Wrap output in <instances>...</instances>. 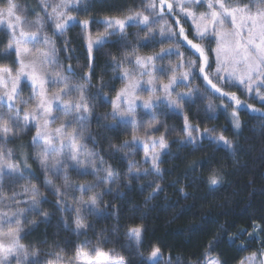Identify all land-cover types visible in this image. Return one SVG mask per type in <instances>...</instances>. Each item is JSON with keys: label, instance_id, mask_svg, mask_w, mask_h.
Masks as SVG:
<instances>
[{"label": "snow or ice", "instance_id": "1", "mask_svg": "<svg viewBox=\"0 0 264 264\" xmlns=\"http://www.w3.org/2000/svg\"><path fill=\"white\" fill-rule=\"evenodd\" d=\"M44 17L37 16V19L29 25L35 28L34 31H26L24 25L29 22L17 14L19 5L15 0H7L6 7L0 8V27L6 22L9 39L7 42L5 55L15 53L19 67L15 75L9 67H0V109H6V112L0 111V192L3 191L5 180L15 184L29 178H35V172L28 164L29 156L26 153L21 154V159L13 162L16 153L6 145L16 138L19 133L35 128V135L32 137L31 144L38 149L34 159L38 162L40 171L44 176L43 184L56 197L55 207L62 214V222L67 228L68 223L64 218V213L72 215V223L75 225L76 234L86 233L91 225L85 223L88 215L96 217H106L108 213L99 207L105 195L112 193L111 187H105L103 192L96 193L95 189L101 185L117 184L119 174L108 165L105 167V161L96 152L85 151L84 146L79 143L83 139L84 126L91 122L96 102L111 104V112L104 117H111L114 123L104 125L109 130H116L121 127H131V141H124L121 145L112 146L113 155L120 153L123 149L134 147L139 149L143 146L144 162H151V168L144 171H133L137 169V163L134 160L128 161V175L133 179L155 174L159 176L161 170L159 164L161 156L167 155L168 142L165 135L159 138H143L137 135L140 128V122L136 119L137 109L141 108L145 116L150 117L151 121H156L158 109L164 108L176 115L184 114L187 105L195 104L206 97L200 93L199 89L191 88V82L198 76H202L203 82L210 87L206 91L211 93L217 99H227L230 103L234 102L235 108L231 112V123L237 130L241 128L238 111L241 108H251L250 105H243L235 93H229L213 83L207 74V69L211 67L209 63L208 51L215 53L216 77L228 86H244L249 93L255 91L256 97L264 104V94L259 89L264 88V0H250L248 5L229 8L223 0H212L208 2V8L211 10L208 14L196 15L191 10L193 6H200L203 0H159V11L155 0H149L143 11H133L129 9V14L123 18L105 17L102 19L79 21L70 14L71 11H80L81 6L88 0H59L58 3L51 4L48 0H40ZM216 5L219 10H216ZM166 6V9H165ZM256 11L253 13L252 8ZM51 11H48V9ZM179 9L177 12L176 10ZM85 10H87L85 8ZM165 10L169 16L176 14L185 20L191 18L193 24V39L188 38L183 26H179L176 32L168 25L164 19ZM147 12L148 15L144 13ZM154 17L153 19H150ZM226 19L235 29L232 33H223L217 31V27H223ZM240 23H237V20ZM164 20L163 25L158 31L153 30V26ZM96 24L103 27L102 34L93 35L91 25ZM175 24L179 25L177 19ZM79 26L81 28L82 46L85 52V58L88 61V71L84 73L82 79L84 83L73 82L72 77L77 73L71 64L65 65L60 58V53H65L64 59L71 60L78 57L74 56L75 49L70 47L71 41H63V47L57 48L55 41L51 40L46 31L49 27L54 28V35L63 36L70 28ZM130 27H138L146 33L143 40H140L139 33L136 34V45L129 41ZM247 29L246 39L243 36ZM231 35L239 37L229 45L226 37ZM212 36L217 41L215 49L208 51L193 40H204ZM115 37V39H112ZM156 42L164 44L171 42L177 47L161 48V50L149 56H140L136 52L138 46L147 47ZM187 44L190 49L198 53L197 59L185 62L183 54L178 50L179 46ZM25 44L43 45L45 50H37L34 54L27 48L22 47ZM121 45L131 48V56H126L125 60L129 64H134L139 69V76H149L146 81L141 82L136 79L137 73L131 72L122 67L120 61H114V70L121 71L122 74L114 77L125 81L117 93L114 100H109L104 94V88L108 85L101 79L99 86L92 84V78L95 69V54L106 46ZM72 53V55H69ZM177 56L181 62L168 69L172 75L167 83L157 86L155 73L164 74L166 69L158 67L156 61H163L167 57ZM186 69V70H183ZM243 69V71H240ZM178 73V74H177ZM226 73V75H221ZM27 85L31 88L29 100L20 99L22 92L21 85ZM49 85H55L57 91L49 95ZM183 85L188 89L186 92H176V87ZM95 87L93 94L91 89ZM138 91H148L150 95L147 99L139 102ZM161 92V95H157ZM75 95L76 99H71ZM29 101L34 102V107L29 108ZM227 111V106H223ZM213 110V104L208 103L206 111ZM252 112H258L251 108ZM54 112L61 113L64 117L54 115ZM264 116V112L259 113ZM60 121L59 127L49 131L51 124ZM183 132L185 139L179 141L182 145H199L204 140H208L217 145L218 149L228 152H235L232 142L224 135L213 136L216 131L205 129L201 132L199 127H194L189 121L188 116L183 115ZM73 125L78 128L68 132L67 129ZM16 130H19L18 132ZM149 131L158 132L159 127L153 124L149 125ZM194 133L196 135H194ZM23 147V145H21ZM134 155V153H132ZM127 159V157H121ZM99 161L97 165L96 161ZM21 164L23 167H21ZM76 172L80 176H93L96 178L95 184L73 185L69 183L68 171ZM103 174V175H101ZM50 177L62 178V186L54 184ZM222 176L213 173L208 180L211 188L220 185ZM162 189L156 186L152 197H155ZM80 193L76 198L70 193ZM89 193H94L88 195ZM88 196L85 200L84 197ZM119 195V193H118ZM24 196L27 199H17ZM150 197L149 199H151ZM73 204H69L68 200ZM10 200L11 203L7 201ZM47 197L44 196L35 185H25L22 192L13 193L11 197L0 196V229L4 225L9 226L8 232L0 231V264H40L36 259L39 253L33 251L29 253L26 246L21 243L33 230L40 224L50 222V213L45 212L41 205L47 203ZM24 204L26 207H21ZM15 206V211L12 207ZM8 209L4 211L2 209ZM29 216L40 217L39 221L29 220ZM25 224L29 225L25 229ZM14 226V227H13ZM118 231V228H114ZM145 229L142 225L130 226L125 231V237L128 241L126 245L136 257L140 264H160L161 249L153 246L147 257L143 255V235ZM5 240L7 242H5ZM233 242L235 240L233 239ZM90 242L86 241L85 244ZM107 243V241H105ZM96 259H86L87 253L82 249L77 252L74 261L69 264H128V260L119 254L104 253L99 247L93 249ZM30 256L32 259H30ZM208 253H205L206 264H221L219 259H207ZM51 264V262H48ZM168 264H171L169 258ZM240 264H264V251L253 253L250 257L242 260Z\"/></svg>", "mask_w": 264, "mask_h": 264}, {"label": "trees", "instance_id": "2", "mask_svg": "<svg viewBox=\"0 0 264 264\" xmlns=\"http://www.w3.org/2000/svg\"><path fill=\"white\" fill-rule=\"evenodd\" d=\"M57 0H48L55 4ZM149 0H88L81 6L80 11H71L70 14L79 21L102 19L105 17L123 18L129 14V9L133 11H143ZM172 3L171 0H168ZM229 6H244L250 0H224ZM19 5V11L23 17L32 24L39 15L44 17L40 0H15ZM157 11H159V0H155ZM7 0H0V8L6 7ZM85 8L87 10H85ZM197 9H205V3L196 6ZM254 8V7H253ZM166 9V6H165ZM255 9V8H254ZM256 10V9H255ZM48 11H51L49 8ZM177 12L179 9L176 10ZM148 15L147 12L144 13ZM154 17L150 16V19ZM164 19L167 20L176 32L179 26H183L189 39H193V25L189 20L179 17L176 14L169 16L165 10ZM179 19L180 24H175ZM164 20L153 26L154 31H158L163 25ZM93 35L102 34L104 29L100 25H91ZM129 41L136 45V34L139 33L140 40H143L146 33L138 27L127 29ZM54 28L49 27L46 31L48 37L55 41L57 48H62L63 41L70 40V47L75 49L74 56L78 57L71 60L64 59L65 53H60L61 61L71 64L77 75L72 77L73 82L84 83L81 77L88 71V61L85 58L82 46L81 28L74 26L63 36L53 34ZM9 39L8 30L0 27V67H9L16 71L19 64L15 53L5 55L7 42ZM112 39H115L113 37ZM194 43L201 44L206 51L213 49L214 38L208 37L204 40H193ZM34 51L45 50L43 45L31 46ZM177 47L171 42L159 44L153 42L147 47L138 46L136 52L140 56H149L158 53L161 48ZM183 54L185 62L197 59L198 53L190 49L186 43L178 49ZM72 55V53H69ZM95 69L92 84L99 86V81L108 85L104 88V94L109 100H114L116 93L125 85V81L114 79L122 74L121 71L114 70V61H120L122 67L131 72L139 70L134 64H129L125 60L126 56H131V48L121 45L106 46L95 54ZM209 63L211 67L207 69V74H213L214 53L208 51ZM181 62V58L175 55L165 58L163 61H156L158 67L166 69L164 74L155 73L157 84L167 83L172 75L168 69ZM186 70V69H183ZM178 74V73H177ZM212 79V78H211ZM214 80L215 77H213ZM191 88L199 89L206 99L197 101L195 104L187 105L184 114L176 115L167 109H158L156 121H151L150 117L145 116L143 109L138 108L136 119L140 122L137 135L143 138H159L165 135L168 142L167 155L161 156L159 176L150 174L139 179H133L128 175V161L134 160L137 169L133 171H144L151 168V162H144V149L130 147L123 149L120 153L113 155L112 146H119L124 141H131V127H121L116 130H109L104 125L114 123L111 117L104 119L111 112V104L96 102V108L90 123L83 129V139L79 141L84 146L85 151L96 152L105 161V167H111L119 174L117 184L101 185L95 189L96 193L103 192L105 187H111L112 193L105 195L99 207L105 210L106 217H96L88 215L85 223L91 225L86 233L76 234L75 225L72 223V215L64 213L68 226L62 222V214L55 207L56 197L47 189L44 184V176L40 171L38 162L34 159L38 149L31 144L32 137L35 135V128L19 133L18 136L6 145L13 149L16 156L13 162L19 161L22 153L29 156L28 164L35 172V178L19 181L15 184L5 180L3 191L0 196L11 197L13 193L22 192L25 185H35L40 192L47 197L48 202L41 205L45 212L50 213V222L40 224L30 235L21 241L29 253L36 251L39 253L36 259L40 264H69L74 261L77 252L82 249L84 253L95 255L93 249L99 247L104 253H113L124 256L128 264H140L138 257L126 247L128 241L125 231L130 226L142 225L145 229L143 235L142 252L145 258L153 246L161 249L160 264H206L207 259H219L221 264H240L242 260L251 256L253 253L264 251V116L259 113L264 112V104L253 97H248L243 86L235 87L223 84V90L248 101L251 106L258 108V112H252L249 108H241L238 111L241 121V128L235 129L231 123L229 111L222 107L224 100L217 99L206 91L210 87L203 82L202 76H198L191 82ZM48 92L57 91L55 85H49ZM23 89L20 99L29 100L31 88L21 85ZM96 88L91 92L94 94ZM188 91L183 85L176 87V92ZM71 99H76L73 95ZM213 104V110L206 111L208 103ZM228 102V101H226ZM34 102L29 101L28 107H34ZM6 112V109H0ZM187 115L194 127H199L201 132L205 129H213V136L224 135L230 140L235 148V152H228L218 149L216 144L204 140L199 145H182L179 141L186 137L183 132V115ZM54 115H63L54 112ZM60 121L52 124V127H59ZM159 127L158 132L149 131V125ZM73 125L67 131L71 132L78 128ZM17 132L19 130H16ZM23 145V147H21ZM134 153V155L132 154ZM127 157V159H121ZM97 165L99 161H96ZM21 167L23 165L21 164ZM222 176L220 185L211 188L208 180L213 174ZM69 183L73 185L95 184L96 178L93 176H80L69 169ZM103 175V174H101ZM54 184L62 186V178L50 177ZM162 189L155 197L152 193L156 186ZM119 193V195H118ZM94 193H89L92 195ZM76 198L80 193H70ZM152 197L151 199H149ZM17 199H27L20 196ZM85 200L88 199L86 195ZM11 203L10 200L7 201ZM71 205L73 201L70 199ZM21 207L26 205L21 204ZM7 211L8 209H2ZM15 211V206L12 207ZM29 220L39 221L40 217L29 216ZM25 229L29 225L25 224ZM259 227V237L250 233ZM14 227V226H13ZM118 228V231H114ZM9 226L4 225L0 231L8 232ZM233 239L235 242H233ZM88 241L90 243L85 244ZM107 241V243H105ZM30 259L32 257L30 256ZM14 264V262H13Z\"/></svg>", "mask_w": 264, "mask_h": 264}, {"label": "rangeland", "instance_id": "3", "mask_svg": "<svg viewBox=\"0 0 264 264\" xmlns=\"http://www.w3.org/2000/svg\"><path fill=\"white\" fill-rule=\"evenodd\" d=\"M171 1L173 2V0H171ZM58 2H59V0L56 1V3H58ZM208 2H209V0H203V3H205V9H204V10H203L202 8L197 9L196 6H193V7L191 8V10L194 11V12L196 13L197 16H199V15L202 14V13H203V14H208V13L211 11V10L208 8V6H207V5H208ZM212 2L214 3L215 0H212ZM223 2H224V0H223ZM224 3H225V2H224ZM225 5H226L227 7H229V8L240 7V6H229V5H227L226 3H225ZM216 10H219V6H218V5H216ZM252 11H253V13H254L256 10H255L254 8H252ZM17 14H18V15H21L22 18H25V17H23V14H22L19 10L17 11ZM189 20L192 22L191 18H189ZM237 23H238V24L240 23V20H239V19L237 20ZM29 25H30V23L24 25L25 30H26V31H29V30L34 31L35 28H30ZM192 25H193V24H192ZM3 27H4L5 29H7L6 22L3 23ZM217 31H219V32H223V33H229V34H230V33H232L233 31H235V29H233V27H232V25H231V23H230V19H226L225 22H224L223 27L221 28V27L218 26V27H217ZM246 35H247V29H245V30H244V33H243V36H244L245 39H246ZM208 37H212V36H208ZM208 37H206V38H208ZM226 39H227V41L229 42V45H231V44L234 42L235 39H240V38H239V37H233V36H231V35H228V36L226 37ZM31 46H32V44H25V45H22V47L27 48L30 52H32V53L34 54L36 51H34V47H31ZM216 47H217V41H216V39H214L213 49H215ZM213 53H214V52H213ZM17 61H18V60H17ZM214 62H215V53H214ZM18 67H19V66H18ZM215 69H216V62H215L214 68H213V74L210 75V78H212L213 83H216L218 87H222V86H223V83H222V81H220V80L217 79ZM240 71H243V69H240ZM15 72H16V71H15ZM15 72H13V75H15ZM138 73H139V70L137 71L136 79L140 80L141 82L146 81V80H148V79L150 78L149 76H142V77H141V76L138 75ZM221 75H226V73H221ZM213 77H215L216 80H214ZM155 80H156V79H155ZM159 85H162V84H157L158 87H159ZM243 88H245V87L243 86ZM245 90H246V88H245ZM259 91H260L261 94H264V88L259 89ZM246 92H247V95H248L249 98H250V97H253V98L256 99L257 101H259L257 98H255V97H256V93H255V91L252 92V93H249V92L246 90ZM51 94H52V93H49V95H51ZM137 95L139 96V101H138V103H139V102H142L143 100L147 99V98L149 97V95H150V92H148V91H138V92H137ZM157 95H161V92H157ZM238 99H239V98H238ZM239 100L241 101V103H242L243 105H250V106H251V104H250L248 101H243V100H241V99H239ZM226 101H228V100H227V99H224V101L222 102V104H223V106H227V110L229 111V114H230V117H231V112H232L233 109L235 108V104H234V102L230 103L229 101H228V102H226ZM259 102H260V101H259ZM251 108H254V109L259 110L258 108L253 107V106H251ZM251 108H249V109L251 110ZM56 128H57V127H56ZM54 129H55V127H52V124H51L50 127H49V131H53ZM202 132H203V131H202ZM194 135H196V134L194 133ZM142 147H143V146H142ZM250 234L253 235L254 237H256V238L259 240V239H260V237H259V227H258V226H255V229H254ZM5 242H7V241L5 240ZM259 253H260V252H259ZM249 257H250V256H249ZM86 259H92V260H94V259H96V257H95V255L93 256V254H91V255L88 254V257H87ZM80 264H84V260H81Z\"/></svg>", "mask_w": 264, "mask_h": 264}]
</instances>
